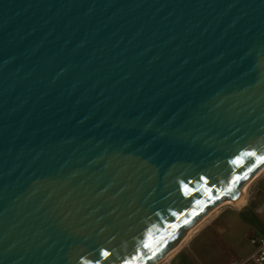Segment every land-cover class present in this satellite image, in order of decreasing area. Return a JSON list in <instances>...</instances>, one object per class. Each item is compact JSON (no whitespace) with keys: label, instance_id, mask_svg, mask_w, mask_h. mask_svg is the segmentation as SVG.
<instances>
[{"label":"water","instance_id":"1","mask_svg":"<svg viewBox=\"0 0 264 264\" xmlns=\"http://www.w3.org/2000/svg\"><path fill=\"white\" fill-rule=\"evenodd\" d=\"M263 167L264 0H0V264H156Z\"/></svg>","mask_w":264,"mask_h":264},{"label":"crops","instance_id":"2","mask_svg":"<svg viewBox=\"0 0 264 264\" xmlns=\"http://www.w3.org/2000/svg\"><path fill=\"white\" fill-rule=\"evenodd\" d=\"M263 170V169H262ZM242 203L225 205L182 238L158 264H241L252 252L250 239L264 237V170ZM262 172V173H261Z\"/></svg>","mask_w":264,"mask_h":264},{"label":"built area","instance_id":"3","mask_svg":"<svg viewBox=\"0 0 264 264\" xmlns=\"http://www.w3.org/2000/svg\"><path fill=\"white\" fill-rule=\"evenodd\" d=\"M252 252L241 264H264V237L254 236L250 239Z\"/></svg>","mask_w":264,"mask_h":264},{"label":"rangeland","instance_id":"4","mask_svg":"<svg viewBox=\"0 0 264 264\" xmlns=\"http://www.w3.org/2000/svg\"><path fill=\"white\" fill-rule=\"evenodd\" d=\"M263 170H264V168H263ZM263 170H262V172H263ZM261 171V170H260ZM261 172V173H262ZM260 172H258L256 175H258ZM255 175V176H256ZM254 176V177H255ZM252 178V179H255V178ZM252 179L246 184V185H248L247 186V189H248V187H249V184H252V182L254 181H252ZM245 185V186H246ZM240 204V203H239ZM222 205V203L221 204H219V205H217L215 208H213L212 210H210V212H208L207 214H205L200 220H198L195 224H193L192 226H190V228L187 230V232H186V234H185V236H184V238H187V237H189L194 231H195V229L203 222V221H205L208 217H210L212 214H214L218 209H220L221 207H223V206H225V205H223V206H221ZM226 205H229V204H226ZM232 205H238V204H232ZM170 254V253H169ZM169 254H167V256L169 255ZM166 256V257H167ZM165 257V258H166ZM160 262V261H159ZM158 262V263H159ZM158 263H156V264H158Z\"/></svg>","mask_w":264,"mask_h":264},{"label":"bare ground","instance_id":"5","mask_svg":"<svg viewBox=\"0 0 264 264\" xmlns=\"http://www.w3.org/2000/svg\"><path fill=\"white\" fill-rule=\"evenodd\" d=\"M263 168H264V167H263ZM263 168H262V169H263ZM262 169H261V170H262ZM259 172H260V171H259ZM256 176H257V175H256ZM256 176H255V177H256ZM255 177H254V178H255ZM251 179H252V178H251ZM251 179H250V180H251ZM250 180H249V181H250ZM253 180H254V179H252V181H253ZM249 181H248V182H249ZM248 182H247V183H248ZM247 183H246V184H247ZM246 184H245V185H246ZM245 185H244V187L242 188V193H241L242 195L240 196V198H239L237 201H235V202H234V201H229V200H228V201H224V202H221V203H222L221 206L226 205V204L232 205V204H239V203H242L243 200H244V196H245V194H246V192H247V186H248V185H246V186H245ZM249 185H250V184H249ZM221 203H219V204H221ZM219 204H218V205H219ZM216 206H217V205H216ZM216 206H215V207H216ZM215 207H213V208H215ZM213 208H212V209H213ZM212 209H211V210H212ZM209 212H210V211H209ZM207 213H208V212H207ZM166 256H167V255H166ZM166 256H165V257H166ZM165 257H164V258H165Z\"/></svg>","mask_w":264,"mask_h":264},{"label":"snow or ice","instance_id":"6","mask_svg":"<svg viewBox=\"0 0 264 264\" xmlns=\"http://www.w3.org/2000/svg\"><path fill=\"white\" fill-rule=\"evenodd\" d=\"M105 255H107V253H105Z\"/></svg>","mask_w":264,"mask_h":264}]
</instances>
